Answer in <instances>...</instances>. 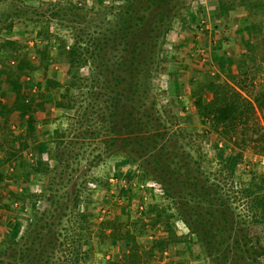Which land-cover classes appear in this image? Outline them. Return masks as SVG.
Here are the masks:
<instances>
[{
    "label": "trees",
    "instance_id": "trees-1",
    "mask_svg": "<svg viewBox=\"0 0 264 264\" xmlns=\"http://www.w3.org/2000/svg\"><path fill=\"white\" fill-rule=\"evenodd\" d=\"M111 3L109 9L100 6L96 11L82 0L80 5L48 2L37 11L28 7V17L34 19L51 11L52 17L66 22L72 33L70 38L58 37L54 43L49 40L43 44L37 50L39 57L33 58L16 40L0 42V97L3 92L12 97L10 103L0 101V115L19 114L26 131L24 139L15 141L7 127H0L1 164L20 173L10 174L14 180L26 186L36 181L45 187L43 207L28 219L23 232L0 239V264H88L87 255L95 257L94 244L106 249L111 244L121 246L120 252L106 253L97 264H147L149 257L165 252L168 258L163 264H189L186 247L191 242L203 247L212 264H264V176L252 171L247 187L240 191L249 204L251 215L247 217L232 211L231 195L225 187L243 162V150L264 140V127L256 120L258 110L264 113V89L253 83L264 65V23L253 22L249 38L241 34L246 51L237 63L238 72H230L225 83L211 78L203 81L195 98L201 123L208 128L201 132L202 140L207 143L206 135L215 132L225 141L223 147L219 146L221 141L216 143L225 174L212 185L211 193L206 185L210 178L202 183L198 180L203 173V155L193 158L187 148L190 143L185 142L187 129L178 121L168 122L171 116L158 107L152 86L165 71L167 35L173 20L180 17L186 22L187 16L180 9L187 0ZM239 6L264 14V0H219V14L227 17ZM22 13L16 6L12 16L21 17ZM5 27L11 30L13 24ZM57 61L67 65L70 75L63 83L51 74L52 63ZM224 61L218 62L220 66ZM36 70L47 73L42 87L34 79L27 81ZM177 76L175 69L172 77L179 83ZM54 90L60 92L54 106L62 109L69 124L62 131L60 126L44 132L41 138L38 125L50 122L42 113L47 109V94ZM71 132L75 138L70 137ZM231 141L235 149L227 153ZM31 145L36 157L32 161ZM86 145H94L90 166L111 157L112 173L85 179L86 173L74 175L71 160L79 162ZM45 155L56 164L45 162ZM132 163L137 169L129 175L136 176L139 185L155 181L163 202L147 208L144 216L125 208L114 218L100 220L101 211L94 206L90 185L106 183L112 176L122 179L121 165ZM190 163H194L193 169ZM3 173L0 170V179ZM124 181L120 193L132 199L133 181ZM25 188L20 194H30L29 200H33L36 195ZM200 196L207 206L199 205ZM82 205L91 210L79 212ZM176 218L184 220L185 232L175 229ZM154 228L159 234L151 235Z\"/></svg>",
    "mask_w": 264,
    "mask_h": 264
},
{
    "label": "rangeland",
    "instance_id": "rangeland-1",
    "mask_svg": "<svg viewBox=\"0 0 264 264\" xmlns=\"http://www.w3.org/2000/svg\"><path fill=\"white\" fill-rule=\"evenodd\" d=\"M81 0H0V42H5L6 39L16 40L23 45L25 52H30V55L39 57L37 52L38 48H43V44L52 40V43L58 41V37L70 38L72 33L67 27L68 24L52 17L51 11H47L46 18L43 15L28 17L31 7L35 11L39 10V7L43 4L52 2L53 4L63 5L66 2L80 5ZM87 4V8L93 11L99 10L100 6H106L110 8L111 0H82ZM18 6L19 10L24 13L21 17H13L12 14L15 7ZM55 6V5H54ZM112 6V5H111ZM105 7V8H106ZM21 8V9H20ZM219 0H187V5L180 9L181 14L187 16L186 22H182L180 17H176L172 22V29L167 35L168 40L166 43L165 56L167 55L168 61L164 63L165 71L158 75L153 80V92L158 96V107H162L167 110L168 122H179L180 126L187 129L186 141L190 143L187 146L188 151H191L193 158H197L199 153L203 155L201 160L203 171L198 180L203 182L206 177L210 180L207 181V191L213 192L215 182L221 180L224 177L225 172H222V159L217 142L224 139H220L215 132H209L207 137V143L201 138V132L206 131L208 128L201 123L195 107V98L198 95V90L203 81L212 79L215 82L225 83L230 80L229 73H237V63L246 51L245 43L241 39V34L246 38L250 37L251 29L250 25L262 21L264 23V14L260 15L255 13V10H248L244 6L232 10L227 17H221L219 14ZM93 14H95L93 12ZM9 23L13 24V27L8 29L5 27ZM12 35L9 36L8 33ZM40 36V37H39ZM45 40L41 43L39 40ZM29 41H34V46L37 48L34 51ZM27 42V43H26ZM26 43V44H25ZM261 52V51H260ZM54 55V53H52ZM50 54V56L52 55ZM36 57V58H38ZM8 59V58H6ZM224 59V65L220 66L218 63ZM51 74L53 78L58 79L60 82H65L69 78L67 65L63 63L53 62L51 66ZM177 70L178 75L176 83L175 78L172 77V72ZM85 72V71H84ZM47 73L36 70L31 76L27 77V81L31 79L35 80V84L42 87L44 85V77ZM32 77V78H31ZM242 80V79H241ZM254 85L264 89V65L261 71L256 75ZM177 84V85H176ZM246 84V83H245ZM252 83L247 81V85L251 86ZM40 89V88H38ZM60 92L54 90L52 93H48L46 96L47 109L42 113L43 118L46 117L50 120L45 125H38V136L43 138L44 132H50L51 130L67 128L69 120L65 119L62 114V109H58L54 106L56 100H58ZM207 99L210 98L208 94L205 95ZM12 97L7 93H2L0 97L1 103H10ZM256 120L261 126L264 127V113L257 111ZM7 127L10 134V139L19 141L26 137L25 128L21 122V116L19 114H11L9 117L0 115V127ZM2 130H5L3 128ZM75 132H71L70 137L75 138ZM257 137V135H255ZM98 137L97 140H101ZM33 140V139H32ZM89 140V138L87 139ZM34 141V140H33ZM211 141V142H209ZM223 143V144H224ZM229 152L235 149V145L229 142ZM94 145H86V152L79 162L71 160L72 169L75 176H81L82 173H86L84 177H100L103 178L109 172H113V158L104 159L97 166H90V160L93 156L92 149ZM260 149H263L260 151ZM200 150V152H199ZM85 150H81L83 153ZM29 159L35 160L34 149L32 145L29 148ZM264 156V140L257 144V146H248L243 150V162L239 164V168L236 171L232 181H228L226 189L228 195H231L229 203L231 204L232 211L238 216L239 213L248 216L251 215L248 207L247 198L243 197L241 190L247 187V182L250 179L252 171L257 176H264V164L260 162V158ZM45 162H49L52 165L56 163L45 155ZM2 155H0V170L3 175L0 179V239L6 234H13L16 236L19 232H23L28 224V219L33 218L38 209L43 207L44 200V186H38L36 181L31 184H22L20 180H14L10 177L13 175H20L15 170L11 171L10 167H2L1 164ZM193 169L194 163H190ZM135 164H122L121 171L122 179L112 176L114 181L108 182L100 181L98 183H92L90 185L93 190V200H95V207L101 211L100 220L104 218H114L120 213L125 212V208L130 209L133 214L144 216L147 208L152 206L156 202L162 201V192L160 186L153 180L146 182V186L141 188L137 177L132 178L129 174L131 170L137 169ZM117 169V168H116ZM24 177V176H21ZM121 180V181H120ZM132 182V199H127L120 193L121 185L125 181ZM81 179L78 181L80 182ZM226 182V181H225ZM44 184V182H42ZM150 184V185H147ZM23 187L27 192L36 195L33 200H29L30 194L27 197H23L20 192ZM29 189V190H28ZM134 194V197H133ZM211 196V194H210ZM131 200V201H129ZM199 205L207 206V202L200 196ZM166 203V201H164ZM143 209H140V206ZM8 206V209L7 207ZM89 207L82 205L79 208V212L88 210ZM139 209V210H138ZM91 210V209H90ZM3 215H5L3 217ZM173 225L179 232H185L187 230L184 220L182 218H176L173 220ZM157 228L152 229L151 235L159 234ZM105 247V246H104ZM111 244L109 247L101 248L92 246L93 254L87 255L88 264H97V260L105 255L114 254V252H120L119 248ZM186 252L190 258L189 264H212L211 259L206 255L203 247L196 242H191L186 247ZM168 252H165L163 256L149 257L147 264H163L167 260ZM264 260V259H263Z\"/></svg>",
    "mask_w": 264,
    "mask_h": 264
},
{
    "label": "built area",
    "instance_id": "built-area-1",
    "mask_svg": "<svg viewBox=\"0 0 264 264\" xmlns=\"http://www.w3.org/2000/svg\"><path fill=\"white\" fill-rule=\"evenodd\" d=\"M29 43L31 44V46L34 45V41H29ZM0 68H1V65H0ZM219 146H220V147H223V143L220 142V143H219ZM260 162H261L262 164H264V156L260 158ZM111 180L114 181L113 178H112ZM147 185H150V184H147ZM145 186H146V183L140 185L141 188H144ZM140 209H141V210L143 209V206H142V205L140 206Z\"/></svg>",
    "mask_w": 264,
    "mask_h": 264
},
{
    "label": "water",
    "instance_id": "water-1",
    "mask_svg": "<svg viewBox=\"0 0 264 264\" xmlns=\"http://www.w3.org/2000/svg\"><path fill=\"white\" fill-rule=\"evenodd\" d=\"M254 244L256 245V240H254Z\"/></svg>",
    "mask_w": 264,
    "mask_h": 264
}]
</instances>
